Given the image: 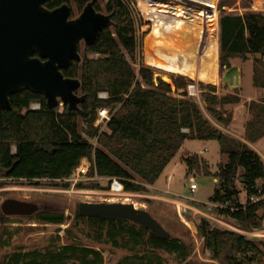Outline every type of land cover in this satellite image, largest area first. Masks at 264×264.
Wrapping results in <instances>:
<instances>
[{
    "label": "trees",
    "instance_id": "1",
    "mask_svg": "<svg viewBox=\"0 0 264 264\" xmlns=\"http://www.w3.org/2000/svg\"><path fill=\"white\" fill-rule=\"evenodd\" d=\"M69 1L46 0L44 7L52 10L63 4L70 6ZM71 1L79 12L88 3L101 12L98 0ZM157 3H161L167 15L182 6L169 0H149L146 5L145 0H106L104 8L111 15V25L103 28L92 44L82 42V49L78 45L80 61H72L67 69L61 70L64 77L80 82L75 93L83 99L76 109H69L66 104L61 106V111H58L59 105L50 108L43 95L28 89L9 96L10 108L0 111V179L34 181L36 184L41 180L62 181L65 183L61 186L68 187L66 179L79 161L87 158L91 162L88 176L108 181L117 179L125 192L145 193L146 186L157 180L185 140H215L226 161L218 164L214 174L217 180L209 201L216 205L219 217L231 221L240 230H258L262 226V217L257 213L259 210L264 213V198L251 202L250 197L264 195V184H257L264 178V164L259 155L245 142L215 128L203 116L195 101L186 94L189 80L180 76L172 78L171 83L160 78L154 80L151 68L138 64L135 70L132 66L139 54L133 9L137 5L142 14L145 6L149 11ZM226 3L220 0L216 6L220 12L217 19L219 72L230 69L233 59L246 61L248 55L254 54L259 57L258 64L264 75V14L221 12ZM209 17L216 23L212 14ZM165 18L153 17L151 31L163 29L167 23ZM191 18L189 28L193 21L196 22ZM196 52L195 35L186 40L159 42L146 37L144 40L147 65L193 80L215 83L216 45L208 41L201 62ZM167 54L171 56L165 57ZM256 69L253 65L252 83L264 87V82L256 77ZM198 85L202 87L206 112L218 124L228 125L232 113L224 107L239 104L240 87L218 96L213 85ZM180 89L182 92L177 93ZM100 92H105L107 97L99 98ZM33 102H38L40 108L30 109ZM100 108L108 109L106 131L94 126ZM247 110L251 117L244 123L243 135L254 142L264 136V104L250 101ZM79 121L84 123L86 136L94 138L95 144L82 136ZM183 162L186 174L210 173L207 162L196 154L185 155ZM240 179L241 189L236 187V181ZM113 185L117 189L121 187L119 183ZM74 186L77 189H106L97 182H78ZM241 191L245 194L243 202L239 198ZM37 218L56 225L64 221L62 214L38 213ZM74 219L106 224L105 238L113 246L138 247L149 254V257L135 254L134 259L125 258L117 264H160L155 252L158 249L173 254L179 264H188L191 246L176 237L161 238L127 220L84 218L78 211ZM196 228L212 261L218 264H264V238L250 239L244 233L211 226L204 216ZM64 234L68 238L69 229ZM56 238L59 241L60 237ZM3 264H103V256L97 249L66 243L43 250L14 252L3 257Z\"/></svg>",
    "mask_w": 264,
    "mask_h": 264
},
{
    "label": "rangeland",
    "instance_id": "2",
    "mask_svg": "<svg viewBox=\"0 0 264 264\" xmlns=\"http://www.w3.org/2000/svg\"><path fill=\"white\" fill-rule=\"evenodd\" d=\"M149 0H145L146 2ZM182 4L179 10H171L167 15L164 13L165 9L161 3H157L154 9L147 10L145 6L141 14L137 5L134 7L133 13L135 16L136 34L139 40V49L137 62L132 66L135 70L142 64L153 70V79L160 78L161 80L171 83V79L180 76L189 80V84L185 88L186 94L198 105L203 116L217 129L223 133L237 138L233 131L240 130V126L244 124L251 117V113L247 110V103L250 101L260 102L264 104V87L254 86L253 79V65L256 66V77L259 81L264 82V75L261 73V65H259V57L250 54L246 61H241L239 58L232 60L234 78L237 80L236 72L240 78V96L239 104H228L224 108L231 111L232 119L228 125H220L213 120L206 112L204 102L201 97L203 85H213L218 96L231 92L230 88L231 76L223 78L227 70L219 72L218 63V24L219 10L216 9L220 0H190L186 2H175ZM226 5L221 7V12L240 14L250 12L255 6L258 8L255 0H224ZM106 0H98L101 8V13L108 14L104 8ZM157 2V1H154ZM69 5L73 12L71 19L76 18L80 12L75 8L74 3L70 0ZM148 11V12H147ZM163 11V12H162ZM159 12V13H158ZM190 12V13H187ZM255 12V11H253ZM209 13V14H207ZM264 14V11L261 12ZM187 14V15H186ZM215 17L216 23L209 20V16ZM166 17V26L159 31H151L153 28V17ZM189 16V17H188ZM193 21L192 27L189 28V22ZM185 17V18H184ZM214 23V24H213ZM192 28V30H191ZM205 30V31H204ZM193 31V32H192ZM200 32V37H197V32ZM190 35H195V42H197V59L199 62L204 57V48L208 41L216 45L217 62H216V82L207 83L201 80H193L187 76L168 73L160 69L153 68L145 63L144 58V40L145 37L155 39L159 42L169 40H186ZM192 37V36H191ZM80 48H83V43L80 42ZM204 45V46H203ZM81 55V54H80ZM92 56V55H89ZM171 55L167 54L165 57L169 58ZM231 66V67H232ZM167 77L168 80H165ZM228 82V83H226ZM182 92V89L177 93ZM78 94V93H77ZM79 95V94H78ZM249 97V98H247ZM60 107V106H59ZM107 109V108H106ZM236 109V113H234ZM108 110V109H107ZM79 129L84 138L95 144L94 138H89L85 134V125L79 121ZM233 129L232 131H230ZM99 130H106L105 124L99 125ZM230 131V133H229ZM231 136V135H230ZM238 139V138H237ZM188 154H196L203 158L209 167V174H202L192 172L186 174V165L183 162V157ZM226 157L219 152V145L217 141L210 140L206 142L197 140H185L175 156L165 166L157 180L152 184V193L175 199L181 203L200 210V213L192 214L190 210L184 213L185 221H182L176 212V207L173 202L162 201L159 198H147L141 193H128L120 188L111 189V181L106 178H90V176L81 178L76 183L89 184L97 182L101 187L106 189H77L71 182L68 187L61 186L65 182H48L39 181L40 184L34 181L25 180H11L0 179V204L6 198H14L22 201L33 202L41 207L39 214H62L63 223L56 225L43 222L37 218V214L31 216H6L2 218L0 211V264H3V257L14 252L27 251L33 249L43 250L45 248H53L55 245L78 244L89 248L97 249L103 256V264H117L125 258L134 259L135 254L139 256L149 257L146 249L138 247H115L110 241L105 238L104 232L107 229L106 224H101L95 221L79 220L75 221V213L78 204L81 202H128L133 203L136 207L145 209L150 215L156 219L162 227L169 233L171 237L180 239L185 244L191 246V254L187 258L188 264H218L212 261L209 257V252L203 247V240L197 233V223L199 219L204 216L209 221L211 226L219 228H227L239 233H244L250 239L264 238L258 233L251 234L254 231H242L237 228L231 221L222 219L215 211L216 205L209 201L215 188L214 174L217 171L218 164L224 163ZM57 184V185H56ZM194 184L196 189L190 192V185ZM258 186L264 184V179L257 181ZM236 187L241 189V181H236ZM155 189V190H154ZM166 191L167 193H164ZM171 193V194H169ZM139 194V195H138ZM141 195V196H140ZM240 200H245L244 191L239 194ZM212 205L211 211L207 210V206ZM258 216L262 217V226H264V213L262 210L258 211ZM261 226V227H262ZM69 229L68 238L64 232ZM258 231V230H257ZM264 234V233H263ZM57 236L60 237L57 241ZM156 256L160 259V264H179L173 254H169L162 249L155 251Z\"/></svg>",
    "mask_w": 264,
    "mask_h": 264
},
{
    "label": "water",
    "instance_id": "3",
    "mask_svg": "<svg viewBox=\"0 0 264 264\" xmlns=\"http://www.w3.org/2000/svg\"><path fill=\"white\" fill-rule=\"evenodd\" d=\"M46 0H0V111L9 109V96L28 89L41 94L50 108L59 103L76 109L83 97L75 93L78 79L66 78L61 70L79 62L78 45L92 44L111 15L97 12L88 3L70 19L71 8L63 4L49 10ZM241 181V179L239 180ZM41 207L33 202L6 198L0 204L2 218L31 216ZM78 214L106 221L127 220L161 238L169 233L148 211L128 202H81Z\"/></svg>",
    "mask_w": 264,
    "mask_h": 264
},
{
    "label": "built area",
    "instance_id": "4",
    "mask_svg": "<svg viewBox=\"0 0 264 264\" xmlns=\"http://www.w3.org/2000/svg\"><path fill=\"white\" fill-rule=\"evenodd\" d=\"M210 18V17H209ZM99 98H106L107 94L105 92H100L99 93ZM60 107L58 109V111H61V103L58 104ZM30 109H34L37 110L40 108V104L38 102H33L30 104L29 106ZM109 120V114H108V110L106 108H100L97 111V119L94 122V126H99L101 123H104ZM91 167V162L87 159V158H82L78 165L75 167V169L72 171L71 175L66 179V181H69L73 184H75L78 180H80L81 178H84L88 176L89 170ZM90 178H97L96 176L90 177ZM114 183H119L121 185V188L119 190H115V191H122L123 190V186L122 184L117 180V179H112L111 180V189ZM196 189L194 184L190 185V192H194V190ZM261 198H264L263 196H251L250 197V201L251 202H255ZM175 207H176V212L178 214V216L180 217V219L182 221H185L184 219V213L187 212L188 210H190L191 208L183 203H181L180 201L177 200V202L174 203ZM212 209V205L207 206V210L211 211ZM197 212L195 211L194 214H196Z\"/></svg>",
    "mask_w": 264,
    "mask_h": 264
},
{
    "label": "crops",
    "instance_id": "5",
    "mask_svg": "<svg viewBox=\"0 0 264 264\" xmlns=\"http://www.w3.org/2000/svg\"><path fill=\"white\" fill-rule=\"evenodd\" d=\"M256 1V4L258 5L259 4V6H258V8H256L255 6L252 8L253 10H249L250 12H253V11H255L256 13H261V12H263L264 11V0H255ZM240 14H243V13H240ZM234 68V66H232L229 70H227V72L225 73V75H224V79L227 77V76H231L232 77V80H231V84H229L228 82H226V83H228V85H230V88L232 89V88H234V87H239V85H240V78H239V76H238V72H236V75H237V80L234 78L235 76H234V74H233V72L230 74V70L231 69H233ZM247 98H249V97H247ZM234 113H236V109H235V111H234ZM233 121H234V118L232 119V122H231V124L233 123ZM243 129H244V124H242L241 126H240V130H238V131H233L234 133H237V135H235L239 140H241V141H243V142H245L251 149H253L258 155H259V157L261 158V160H262V162H263V164H264V136L263 137H261V138H259V139H257L256 141H254V142H250V141H248L247 139H245L244 138V135H243ZM230 130V129H229ZM233 129H231L230 131H232ZM104 131H106V130H104ZM230 131H229V133H230ZM230 135H231V137L234 135H232V133H230ZM229 135V136H230ZM236 138V139H237ZM264 179V178H263ZM216 179H214V181H215ZM262 180V179H261ZM146 188H147V191L145 192V193H141V195H143V196H146L147 198H159V199H161L162 201H166V202H173V203H175V202H177V200H175V199H170L169 197H164V196H162V195H158V194H155V193H152L151 192V190L153 189V187H152V185H147L146 186ZM155 190V189H154ZM164 192V191H163ZM164 193H167L166 191L164 192ZM133 194V193H132ZM136 194V193H135ZM169 194H171V193H169ZM139 195V194H138ZM140 195V196H141ZM191 208V207H190ZM190 211L192 212V214H194L195 213V211L197 212V213H200V210H198V209H195V208H191L190 209ZM204 216H206V215H204ZM255 233H258L259 235H261V236H264V226H262L260 229H258V231L256 230V232H252L251 234H255Z\"/></svg>",
    "mask_w": 264,
    "mask_h": 264
},
{
    "label": "bare ground",
    "instance_id": "6",
    "mask_svg": "<svg viewBox=\"0 0 264 264\" xmlns=\"http://www.w3.org/2000/svg\"><path fill=\"white\" fill-rule=\"evenodd\" d=\"M165 80H168L167 77H164Z\"/></svg>",
    "mask_w": 264,
    "mask_h": 264
},
{
    "label": "flooded vegetation",
    "instance_id": "7",
    "mask_svg": "<svg viewBox=\"0 0 264 264\" xmlns=\"http://www.w3.org/2000/svg\"><path fill=\"white\" fill-rule=\"evenodd\" d=\"M71 8V7H70ZM81 13V12H80ZM70 14H71V12H70ZM70 18V17H69ZM71 19V18H70Z\"/></svg>",
    "mask_w": 264,
    "mask_h": 264
}]
</instances>
